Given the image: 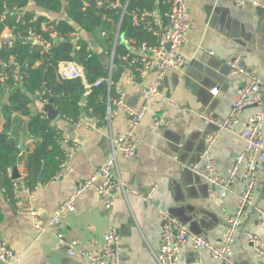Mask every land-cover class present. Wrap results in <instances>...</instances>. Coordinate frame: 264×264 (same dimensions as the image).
<instances>
[{
	"label": "crops",
	"instance_id": "0c3cea01",
	"mask_svg": "<svg viewBox=\"0 0 264 264\" xmlns=\"http://www.w3.org/2000/svg\"><path fill=\"white\" fill-rule=\"evenodd\" d=\"M260 1L259 6L239 7L234 0H187L193 26L181 47L185 64L168 71L159 81V92L151 98L138 127L137 154L119 159L121 175L132 187L143 194L152 190L151 203L118 192L108 206L109 199L92 188L79 195L75 211L65 213L62 241L55 229H37L31 212L36 210L47 223L80 182L103 164L110 152L111 133L125 131L130 120V115L118 111L107 127L89 129L58 116L54 123L79 145L69 159L70 172L58 180L40 183L34 191L16 183L12 200L0 184V240L19 256L18 261L0 260V264H88L82 252L98 249L111 230L119 237V264H158L155 253L166 212L185 223L192 233L213 243L221 241L227 218L237 210L245 187V164L235 167L237 156L246 148L241 132L259 106L243 108L231 130H220L206 115L225 119L237 91L246 84L247 76L233 72L230 64L237 55L241 56L239 66L264 83V0ZM29 6L38 14L59 16L33 3ZM156 77L152 70L137 82L120 79L126 102L139 107L143 88ZM4 95L0 90L1 101ZM47 101L36 97L33 112H41L39 103ZM260 108L264 111V89ZM208 159L215 162L222 177H232L226 188H213L194 170H204ZM18 168L22 174L23 165ZM248 233L256 235L264 249V161L257 169L253 203L240 218L232 241L238 264H264ZM70 250L77 253L71 255ZM179 263L216 264L209 252L198 254L192 242L182 247Z\"/></svg>",
	"mask_w": 264,
	"mask_h": 264
},
{
	"label": "trees",
	"instance_id": "16d2710c",
	"mask_svg": "<svg viewBox=\"0 0 264 264\" xmlns=\"http://www.w3.org/2000/svg\"><path fill=\"white\" fill-rule=\"evenodd\" d=\"M31 3L59 16L38 14ZM154 9L166 22L170 1L0 0V37L10 30L25 38L33 33L40 40L25 43L14 39L0 45V90L5 91V100H0V184L9 200L15 199L16 183L32 190L52 181L66 157L63 131L45 113L33 112L34 99L53 97L61 118L75 123L84 116L94 117L99 127H105L108 101L118 96L114 82L119 80L113 77L112 85L94 83L108 76L105 58L122 67L123 56L132 55L131 39L137 46L155 42L151 32L133 23L134 14ZM10 57L14 62L9 64ZM64 61L81 65L86 83L61 78L58 67ZM22 138L26 151L19 148ZM20 164L23 173L13 180L12 168Z\"/></svg>",
	"mask_w": 264,
	"mask_h": 264
},
{
	"label": "built area",
	"instance_id": "2783aa9c",
	"mask_svg": "<svg viewBox=\"0 0 264 264\" xmlns=\"http://www.w3.org/2000/svg\"><path fill=\"white\" fill-rule=\"evenodd\" d=\"M169 1L170 10L166 14V22L162 21L157 9L134 14V25L151 32L155 37V42L151 43L149 41H144L137 46L136 41L131 39L130 42H133L131 45L132 55H124L122 58L120 79L124 78L131 82H137L145 78L150 71L155 70L157 72L156 79L152 81L149 86L143 88V103L139 107H135L126 102L125 94L119 86V81H113L117 67L112 58L109 59L108 76L106 78H100L94 83V85L98 86L104 81L108 82L109 85H112L114 82L118 96L108 101L106 117L108 124L105 127L110 124L112 116L115 113L124 111L130 115L127 129L121 133H111L110 152L103 164L100 165L93 174L80 182L75 191L57 208L47 223L39 217L36 210L31 212L35 227L41 231H45L49 227L55 229L60 241L64 239L65 213L67 211H75L77 198L87 190L96 188L98 194L109 199L108 206H110L111 200L116 197L118 192L122 193L125 197L131 194L139 201L151 203L152 190L149 193L143 194L132 187L121 175L119 159L131 158L137 154L139 143L137 135L138 127L141 125L148 110V103L151 98L159 92V81L168 71L181 68L186 61L185 56L181 52V47L188 40L193 21L188 14L187 0ZM234 1L239 7H245L249 4L253 6L261 5L260 0ZM15 36L16 35L10 30H4L0 37V45L3 42L11 43L12 40L15 39ZM26 38L35 39L36 42L40 41L34 37L33 33H30ZM240 59V55L234 57L230 61L231 67H233V72L246 75L248 80L246 84L237 91L229 115L221 120H214L210 115H206V118L214 121L220 130H231L230 126L239 122L238 115L243 108L247 106H259V108L247 119L245 127L241 132V136L246 143V148L243 153L237 156L235 167L241 163L245 164L243 172L245 187L239 195V206L237 210L227 218L228 227L219 243H213L201 235L190 232L189 228L179 219L171 216L167 212L163 213L161 243L158 252L155 253L158 264H180L181 249L188 242L194 244L198 254L203 251L209 252L216 264H238L233 255L232 241L237 232L240 218L244 215L247 207L253 203V192L257 183V169L259 164L264 161V111L260 108L262 105V90L264 89V83L258 76L250 74L244 68H241L239 66ZM12 62H14V57H10L9 64ZM5 66H8V63H5ZM58 74L61 78H79L86 83L83 67L74 61H64L60 63ZM215 92L217 93L216 90ZM114 106L116 109L113 108ZM156 122L161 123L160 120ZM75 124L85 125L89 129L104 128L98 126V119L94 117H88L86 119L83 117L78 122H75ZM213 140L214 139L210 141V144ZM62 143L66 150V157L52 181L68 175L70 172L69 159L79 148V145L72 141L65 133H62ZM194 170L207 182L221 187L226 188L232 180V177L226 179L219 174L217 166L212 159L207 160L204 170H199L197 167H195ZM100 178H102V181L98 184ZM35 189L36 188L28 190L34 191ZM248 239L253 244L256 252L264 257V249L260 246L258 237L253 233H248ZM118 243L119 237L117 232L111 230L105 235L104 242L98 249L83 251L82 255L87 260L88 264H119ZM69 253L74 255L77 251L70 250ZM0 260H19V256L4 240H0Z\"/></svg>",
	"mask_w": 264,
	"mask_h": 264
},
{
	"label": "water",
	"instance_id": "95a60500",
	"mask_svg": "<svg viewBox=\"0 0 264 264\" xmlns=\"http://www.w3.org/2000/svg\"><path fill=\"white\" fill-rule=\"evenodd\" d=\"M126 8V7H125ZM126 10V9H124ZM12 12H17L16 9H13ZM123 17V15H122ZM122 19V18H121ZM121 24V23H120ZM119 34V33H118ZM117 39L118 37L116 38V42L117 43ZM15 40L17 41H21V42H25V43H36V40L35 39H31V38H25V37H21L20 35H16L15 36ZM105 62V66L107 68H109V65H110V61L109 59L105 58L104 60ZM121 72H122V68H117L116 72H115V78L117 80H120L121 78ZM214 87H212L211 89H213ZM39 107H40V111L45 113V115L52 121H54L58 116H59V112L58 110L56 109L55 105H54V100H53V97H51L47 102H40L39 103ZM19 148L21 150L24 149L23 147V138L20 140V143H19ZM11 177L13 180H17L21 177V173L19 171V168L17 166H14L12 168V173H11ZM201 178V176H199ZM38 180L41 182L42 181V173L39 174L38 176ZM212 187L214 188L215 185L214 184H211ZM181 221V220H180ZM182 222V221H181ZM183 223V222H182ZM185 224V223H183ZM186 225V224H185ZM187 226V225H186ZM188 227V226H187ZM189 228V227H188ZM190 230V229H189ZM191 232V231H190ZM194 233V232H193ZM194 234H197V233H194Z\"/></svg>",
	"mask_w": 264,
	"mask_h": 264
},
{
	"label": "rangeland",
	"instance_id": "374dc122",
	"mask_svg": "<svg viewBox=\"0 0 264 264\" xmlns=\"http://www.w3.org/2000/svg\"><path fill=\"white\" fill-rule=\"evenodd\" d=\"M115 107V106H114ZM11 173H12V171H11Z\"/></svg>",
	"mask_w": 264,
	"mask_h": 264
},
{
	"label": "bare ground",
	"instance_id": "6f19581e",
	"mask_svg": "<svg viewBox=\"0 0 264 264\" xmlns=\"http://www.w3.org/2000/svg\"><path fill=\"white\" fill-rule=\"evenodd\" d=\"M115 64V63H114Z\"/></svg>",
	"mask_w": 264,
	"mask_h": 264
}]
</instances>
